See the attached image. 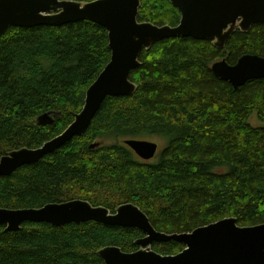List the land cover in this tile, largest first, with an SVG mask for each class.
Wrapping results in <instances>:
<instances>
[{
	"label": "trees",
	"instance_id": "16d2710c",
	"mask_svg": "<svg viewBox=\"0 0 264 264\" xmlns=\"http://www.w3.org/2000/svg\"><path fill=\"white\" fill-rule=\"evenodd\" d=\"M139 21L175 27L181 15L169 0H142ZM244 55L264 57V24L236 31L223 49L189 38L155 43L130 75L133 95L108 97L83 136L0 177V208L82 199L115 213L133 204L166 235L228 218L240 227L264 224V79L234 89L212 71L216 61L235 65ZM110 60L108 31L90 21L10 28L0 38V160L62 134ZM54 112L51 124L38 122ZM253 113L262 126L249 123ZM112 135L159 137L166 144L154 161L140 159L125 144L92 147ZM144 237L139 229L95 222H27L17 232L0 225V264H105L100 250L135 252ZM152 249L177 255L185 246L170 241Z\"/></svg>",
	"mask_w": 264,
	"mask_h": 264
},
{
	"label": "water",
	"instance_id": "95a60500",
	"mask_svg": "<svg viewBox=\"0 0 264 264\" xmlns=\"http://www.w3.org/2000/svg\"><path fill=\"white\" fill-rule=\"evenodd\" d=\"M179 11L178 26H156L139 22L141 0H95L89 3L62 0H0V38L12 28L37 26L62 27L82 21L96 23L108 31L112 52L110 63L86 92L85 105L72 124L59 136L37 149L23 148L0 160V177L39 163L76 137L83 136L108 97L131 96L136 85L130 80L140 66L139 58L155 43L174 38L215 41L223 49L234 30L248 32L264 24V0H169ZM212 71L234 89L252 80L264 79V57L244 55L235 65L226 60L212 65ZM54 114V113H50ZM50 114L38 122L52 123ZM144 161L154 159L159 151L155 142L124 141ZM96 145H92L94 148ZM27 222L53 227L88 222L108 227L135 228L144 238L139 250L126 253L118 247H106L99 255L105 264H264V224L240 227L228 218L191 233L166 235L154 229L146 214L133 204H124L111 213L87 201L50 203L35 209L0 208V225L7 232L20 231ZM177 241L185 249L177 255H162L152 249L155 243Z\"/></svg>",
	"mask_w": 264,
	"mask_h": 264
},
{
	"label": "rangeland",
	"instance_id": "374dc122",
	"mask_svg": "<svg viewBox=\"0 0 264 264\" xmlns=\"http://www.w3.org/2000/svg\"><path fill=\"white\" fill-rule=\"evenodd\" d=\"M240 30V28H237L236 30H234L233 33H235L236 31ZM225 59H222V60H218L216 62H220V61H223ZM215 62V63H216ZM137 89V87H136ZM57 115L56 112H54V114H50L51 117H55ZM249 123L255 127V128H258L260 126H262L261 122L259 121L258 117H257V114L256 113H253L251 116H250V119H249ZM45 124H50V123H45ZM44 124V125H45ZM69 127V126H68ZM67 127V128H68ZM130 139H134V138H126V139H123V138H119V137H116V136H102L100 137L93 145H102V146H113V145H116V144H124V141L126 140H130ZM138 140V139H137ZM146 141H151V142H155L159 145V149H160V152L161 150H163V148L165 147V144H166V141L164 138H159V137H148V138H145ZM23 149V148H22ZM30 149V148H28ZM20 150V149H19ZM16 151V150H15ZM13 152V151H12ZM11 153V152H9ZM8 153V154H9ZM7 154V155H8ZM4 157V156H3ZM154 161V159H153ZM19 170V169H18ZM75 200H82V199H74V200H71V201H75ZM85 201V200H83ZM88 202V201H87ZM90 203V202H89ZM91 204V203H90ZM92 205V204H91ZM124 205V204H123ZM122 206V205H121ZM120 206V207H121ZM99 207H103V206H99ZM106 208V207H104ZM117 211V210H116ZM112 213V212H111ZM155 245V244H154ZM132 253V252H130Z\"/></svg>",
	"mask_w": 264,
	"mask_h": 264
},
{
	"label": "flooded vegetation",
	"instance_id": "af4514ba",
	"mask_svg": "<svg viewBox=\"0 0 264 264\" xmlns=\"http://www.w3.org/2000/svg\"><path fill=\"white\" fill-rule=\"evenodd\" d=\"M62 1H66V0H62ZM141 4H142V0H141ZM140 8H141V6H140ZM139 14H140V9H139ZM138 20H139V16H138ZM140 22V21H139ZM142 23H148V22H142ZM152 24V23H151ZM156 26H158V25H156ZM234 33H232V35H233ZM231 35V36H232ZM108 37H109V35H108ZM150 49V48H149ZM145 50H148V49H145ZM111 56H112V52H111ZM139 62H140V58H139ZM110 63V62H109ZM159 146V145H158ZM159 149V148H158Z\"/></svg>",
	"mask_w": 264,
	"mask_h": 264
},
{
	"label": "crops",
	"instance_id": "0c3cea01",
	"mask_svg": "<svg viewBox=\"0 0 264 264\" xmlns=\"http://www.w3.org/2000/svg\"><path fill=\"white\" fill-rule=\"evenodd\" d=\"M159 152H160V149H159V151H158V154H159ZM158 154H157V155H158ZM155 158H156V157H155ZM155 158H154V159H155ZM152 160H153V159H152ZM150 161H151V160H150Z\"/></svg>",
	"mask_w": 264,
	"mask_h": 264
}]
</instances>
